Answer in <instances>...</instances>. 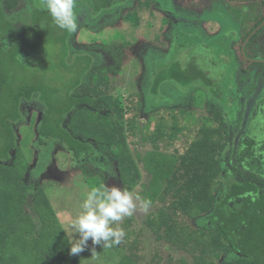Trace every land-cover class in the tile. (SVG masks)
<instances>
[{
	"label": "trees",
	"instance_id": "16d2710c",
	"mask_svg": "<svg viewBox=\"0 0 264 264\" xmlns=\"http://www.w3.org/2000/svg\"><path fill=\"white\" fill-rule=\"evenodd\" d=\"M76 1L93 19L128 0ZM150 1L176 15L169 0ZM20 2L25 7L19 8ZM236 5L228 10L248 30L242 40L245 60L264 66V38L258 48L251 47L264 36L259 10L264 3ZM73 35L55 25L42 0H0V264H79L44 189L37 187L28 201L27 164L16 126L26 119L23 105L32 103L42 110L36 141L41 155L61 143L77 164L107 158L120 187L140 186V197L152 201L145 230L180 255L173 261L167 254V264H215L223 242L233 264H264V84L257 95L255 84L240 91L250 74L242 71L234 86L233 40L195 38L178 30L167 59L154 63L149 97L158 100L160 89L171 84L182 93L202 91L210 106L195 139L178 154L166 149L184 129L174 115L169 121L160 118L152 129H139L130 151L125 110L116 96L87 90L94 58L71 52ZM213 43L226 59L212 54ZM202 217L209 231L194 228L193 221ZM117 264L141 261L128 252Z\"/></svg>",
	"mask_w": 264,
	"mask_h": 264
},
{
	"label": "rangeland",
	"instance_id": "374dc122",
	"mask_svg": "<svg viewBox=\"0 0 264 264\" xmlns=\"http://www.w3.org/2000/svg\"><path fill=\"white\" fill-rule=\"evenodd\" d=\"M169 1L176 11L175 16L166 14L150 0H128L123 6L110 12L104 10L101 16L93 19L88 9L76 1L78 28L70 41V50L73 53H88L94 58L92 71L85 78L87 90L91 93H109L120 100L126 113L123 128L131 152L140 137L139 129L145 126L152 129L160 118L169 121L170 115H174L184 129L178 139L166 149L182 154L188 143L195 139L197 129L210 115V106L198 89L182 93L173 85L167 84L160 89L158 100L148 96L154 63L167 59L178 30L195 38H222L223 42L231 38L234 86L239 84L242 71L250 74L247 84L239 85L240 91L245 90L247 85L255 84L257 89L254 95H257L264 84V66L245 60L242 40L248 30L241 29L228 10V5L234 6L237 2ZM21 7H25L22 2L19 4V8ZM259 10L264 13L262 6ZM263 38L264 36L259 37L256 41L257 47L253 45L252 49L258 48ZM221 48L213 43L212 54L223 60L227 56ZM252 105L253 101L246 103L242 129L246 125ZM22 108L26 119L16 126V131L18 144L27 164L25 173L28 201L32 192L41 186L71 244L72 239L78 238V235L69 225L80 212V204L87 190L85 186L105 183L119 186L115 166L107 158L79 165L61 143H54L49 153L46 151L41 155L36 147L41 107L32 103L25 104ZM141 176L143 181L142 171ZM217 184L218 182H214L212 185L214 196L218 194ZM140 189L137 186L134 192L140 195ZM148 214V211L140 209L138 202L134 214L120 222L126 232L125 237L119 243L110 242L107 246L103 242L93 245L89 240L85 251L76 255L79 264H117L122 255L128 252L137 255L141 264H167V254L173 256V261L178 259V253L155 243L145 230L143 222ZM193 226L201 231L211 229L203 217L195 219ZM218 253L215 264H233L235 261L225 242Z\"/></svg>",
	"mask_w": 264,
	"mask_h": 264
},
{
	"label": "clouds",
	"instance_id": "9594fccd",
	"mask_svg": "<svg viewBox=\"0 0 264 264\" xmlns=\"http://www.w3.org/2000/svg\"><path fill=\"white\" fill-rule=\"evenodd\" d=\"M42 4L57 27L72 33L77 31L76 0H42ZM85 187L80 212L69 225L78 235L71 241V255L85 251L89 240L93 245L119 243L126 235L120 222L134 214L138 202L145 212L152 204L150 199H142L136 192L120 186L105 183Z\"/></svg>",
	"mask_w": 264,
	"mask_h": 264
},
{
	"label": "water",
	"instance_id": "95a60500",
	"mask_svg": "<svg viewBox=\"0 0 264 264\" xmlns=\"http://www.w3.org/2000/svg\"><path fill=\"white\" fill-rule=\"evenodd\" d=\"M227 1H230V2H237V3H243V2H247V1H251V0H227ZM253 1H261L264 3V0H253ZM264 24V22H263ZM262 24V25H263Z\"/></svg>",
	"mask_w": 264,
	"mask_h": 264
}]
</instances>
